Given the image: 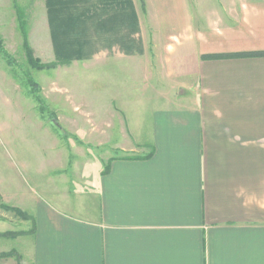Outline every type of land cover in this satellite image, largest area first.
Masks as SVG:
<instances>
[{
  "label": "crops",
  "instance_id": "1",
  "mask_svg": "<svg viewBox=\"0 0 264 264\" xmlns=\"http://www.w3.org/2000/svg\"><path fill=\"white\" fill-rule=\"evenodd\" d=\"M153 1L139 25L195 89L153 112L148 152L106 158L93 201L47 187L26 264H264V56L202 58L264 50V0H195L202 25L191 0Z\"/></svg>",
  "mask_w": 264,
  "mask_h": 264
},
{
  "label": "rangeland",
  "instance_id": "2",
  "mask_svg": "<svg viewBox=\"0 0 264 264\" xmlns=\"http://www.w3.org/2000/svg\"><path fill=\"white\" fill-rule=\"evenodd\" d=\"M132 1L139 24V14L151 24L156 3ZM191 2L195 22L202 25L200 8ZM47 4L0 0V40L13 57L12 64L0 53V233H15L0 235V253L12 252L0 257V264L27 263L36 227L31 207L46 197L48 186L74 196L87 193L93 201L94 174L106 168V158L148 152L153 112L170 102L166 97L179 94L182 83L195 89L194 77H173V54L166 56L162 47L173 40L169 34L142 31L139 24L129 53L119 44L104 48L106 36L95 29L92 46L98 49L90 56L51 66L57 59ZM25 41L43 65L28 60ZM129 132L142 140L133 151Z\"/></svg>",
  "mask_w": 264,
  "mask_h": 264
},
{
  "label": "trees",
  "instance_id": "3",
  "mask_svg": "<svg viewBox=\"0 0 264 264\" xmlns=\"http://www.w3.org/2000/svg\"><path fill=\"white\" fill-rule=\"evenodd\" d=\"M47 3L57 59V61L50 64L51 66L58 63H70L73 59H83L90 56L92 48H94L93 50L98 49L96 45L92 46L95 41L93 35H97L95 33L97 29H100V32L105 34L106 37L103 39L107 41L106 45L119 44L127 53L132 49L129 43L137 39L133 35L139 31V21L132 0H93L91 3L89 2V5H86L85 0H47ZM76 9H78V12H75ZM24 33L27 36L26 30H24ZM129 38L132 40H129ZM106 45L102 46L105 47ZM25 48H27L28 60L33 65L37 67L43 65L35 58L33 50L27 41H25ZM0 53L13 64V57L11 58L9 52L6 51L1 40ZM254 56H264V50L228 52L226 54L209 53L203 54L202 58L226 59L231 57L251 58ZM27 92L33 96L32 90ZM34 98L39 101L37 95ZM40 106L43 113H48L45 106L42 104ZM108 167L109 165H106L105 170H108ZM5 207L13 208L14 206L10 207L9 204H6ZM14 234L12 231L0 233V235ZM11 254L12 252H1L0 257Z\"/></svg>",
  "mask_w": 264,
  "mask_h": 264
}]
</instances>
